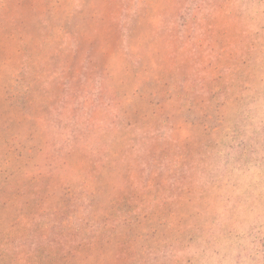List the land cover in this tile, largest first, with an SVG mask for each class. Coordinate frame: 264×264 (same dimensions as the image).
Segmentation results:
<instances>
[{
	"label": "rangeland",
	"instance_id": "374dc122",
	"mask_svg": "<svg viewBox=\"0 0 264 264\" xmlns=\"http://www.w3.org/2000/svg\"><path fill=\"white\" fill-rule=\"evenodd\" d=\"M70 132L98 149L106 206L128 181L130 134L146 133L151 181L192 182L175 221L189 210L213 232L210 264H264V0H0V264H113L102 245L63 259L39 240L51 222L35 229L60 203L34 176L42 158L55 176L85 170L49 163Z\"/></svg>",
	"mask_w": 264,
	"mask_h": 264
},
{
	"label": "trees",
	"instance_id": "16d2710c",
	"mask_svg": "<svg viewBox=\"0 0 264 264\" xmlns=\"http://www.w3.org/2000/svg\"><path fill=\"white\" fill-rule=\"evenodd\" d=\"M181 17L179 21H182ZM88 124L91 125L90 122ZM136 128L137 125L134 123H125V129L130 133H137L139 130ZM156 130L157 127L154 128V131ZM87 135H75L70 132L59 138L65 149L63 151L52 149L54 145L51 144L56 161H49L51 164H57L59 168L74 169L66 158H74V163L78 158L77 163L81 167L85 165L84 171L81 168L75 175L62 173L55 176V171L49 168L50 165H45L48 158H42L44 164L43 162L37 164L38 170L34 176L56 181L60 202L58 206L49 209L48 214H44L45 219L35 222L36 230L43 227L44 223L51 222L48 235L41 236L39 240L55 249L58 247L59 255L63 259L65 255L66 257L72 255L71 248L65 252L67 244L76 246L77 249L92 248L99 252L97 254L105 252V249L100 250L98 247L102 245L108 246L112 251L113 264H210L204 234L212 238L213 232L209 231L208 234L206 227L198 221H192V214H188L189 210L185 211L182 226L175 221V210L187 207L189 203L182 195L188 197L190 192L193 193L189 178L180 175L172 176L166 182L151 181L154 174L148 171L149 163L144 161L146 156L143 159L139 156L145 148L152 152L150 139L146 133L130 134L128 141L134 138L131 140L133 145L127 149L135 153H132L131 164L124 171L128 181L123 175L118 188L112 189L114 196L106 206L99 202V197L96 196V193L102 190L99 188L101 178L98 172L102 173L104 167L100 165L101 162H97L102 160L95 158L98 149L86 142ZM153 136L155 137L152 139L153 142L166 137L158 132ZM43 140L44 145L40 144L35 153L38 157L45 155L46 148H50L47 145L49 138ZM237 143L227 148L225 152L228 156L240 152L241 143ZM126 146L125 144L123 148ZM110 150V155H113L114 151ZM99 165L100 169H95ZM107 192L106 189L103 190V194ZM95 200H98V203ZM178 232L180 236L182 235V241L179 240ZM195 241L200 244L198 248ZM258 241L262 243L264 251V238ZM189 242L196 245L192 246ZM36 246L39 247L38 242Z\"/></svg>",
	"mask_w": 264,
	"mask_h": 264
}]
</instances>
